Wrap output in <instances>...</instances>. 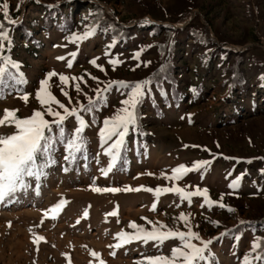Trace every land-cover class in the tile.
<instances>
[{
	"label": "rangeland",
	"instance_id": "1",
	"mask_svg": "<svg viewBox=\"0 0 264 264\" xmlns=\"http://www.w3.org/2000/svg\"><path fill=\"white\" fill-rule=\"evenodd\" d=\"M7 3L8 19L17 23L5 24L12 43L3 55L16 66L9 64L0 84V115L18 109L19 117H30L34 109L43 110L36 91L53 71L58 75L50 78L49 89L69 108L88 104L111 82L151 83L110 170L108 145L99 131L129 91L118 83L92 113H83L86 150L66 162L58 144L46 175L27 178V189L0 202V264H141L149 257H171L180 244L169 239L114 247L117 233L134 231L132 222L149 230L154 224L165 225L164 231L191 228L203 241L211 240L200 264H244L246 258L264 264L255 259L264 248L252 250L254 239H264V225L253 223L264 217V0ZM96 5L109 16L103 23L96 21ZM2 13L0 7V21H5ZM110 19L129 30L122 32ZM86 30L94 35L70 42L73 33ZM94 58L100 67L90 63ZM113 59L120 63H109ZM60 74L82 80L62 85ZM65 126L71 132L76 121L69 118ZM13 132L14 127H0L2 135ZM197 161L209 163L173 178L174 169L192 168ZM197 186L208 190L212 204L203 197L188 202L178 193H156L158 187L191 192ZM192 242L202 246L200 240Z\"/></svg>",
	"mask_w": 264,
	"mask_h": 264
},
{
	"label": "snow or ice",
	"instance_id": "2",
	"mask_svg": "<svg viewBox=\"0 0 264 264\" xmlns=\"http://www.w3.org/2000/svg\"><path fill=\"white\" fill-rule=\"evenodd\" d=\"M0 7L3 9V16L5 21H0V84L5 82L6 76H8L9 64L15 67V62H11L8 58L3 55L6 46H10L12 40L9 36V28L5 26L15 24L17 21L8 19L9 17V4L7 0H3L0 3ZM19 8V5H17ZM147 23V21H145ZM94 35L93 30H86L82 34L73 33L69 38L72 43H79ZM6 42V43H5ZM70 55H75L71 53ZM139 53L136 54L138 58ZM58 59H65L64 57H58ZM94 58L90 61L93 65L100 67L96 64ZM109 63L116 65L120 61L118 59L110 60ZM150 63V62H149ZM69 68L72 67V62L69 60L67 63ZM101 70H103L101 68ZM58 74L49 72L48 78L42 79L39 82V89L36 91V99L42 106V109H34L33 114L30 117H19L18 109H5L3 114L0 115V127H14L15 132L7 135L0 134V202H4L7 199H11L15 194L20 191L27 189L29 184L27 178H35L39 180L42 176L46 175L45 169L50 167L54 163V151L57 144H61L64 147L65 155L64 160L66 162L74 161L77 158V153H83L86 150L87 140L83 135L85 128L88 126L83 113H92L98 103L104 102V95L111 88L112 83L121 84L124 88L129 89L125 93V99L121 101V107L117 110L113 117L105 118L103 125L100 128L99 136L104 144H107L105 154L110 157L109 170L114 166L113 161L117 159V156L124 145V140L128 134L130 127L137 123V108L142 101L143 96L146 93V85L151 83L149 80L137 81L129 84L123 81L111 82L103 89L96 90L95 98H89L88 104H79L77 107L69 108L60 102L49 89L50 78L57 76ZM70 79L77 81L78 79L72 77L69 78L67 75L60 74L59 80L62 85H69ZM92 79H98L92 77ZM77 92L80 91V84H75ZM195 91V89H193ZM63 95L68 97V93L63 91ZM30 94H23L25 102L28 101ZM71 99L70 97H68ZM53 105H56L58 109L55 110ZM51 116L52 120H48L45 117ZM69 118L76 121V127L69 132L66 129L65 122ZM111 143L109 144V142ZM209 161H197L194 163L192 168H187L181 165L173 170V178L179 179L181 173H187L199 168L207 166ZM67 170V169H65ZM103 171V170H102ZM105 174H107L105 172ZM236 182L234 181L230 187H235ZM143 186H141L142 188ZM125 191L141 190L140 188L131 189L126 188ZM152 191L151 189H148ZM106 191L118 192L121 191L119 188H108ZM157 195L161 193H178L180 199L191 202L193 197H203L205 204H212L213 202L208 199V190H200L199 186L196 187L195 191H185L180 187L173 188H157ZM63 201L58 203L54 208L51 209L52 213H57ZM223 207V205H220ZM155 209V205H153ZM87 215V213H85ZM116 215V213H112ZM181 220L187 224L188 217L186 214L181 213ZM146 219V218H145ZM218 223V222H214ZM130 228L134 229L133 232L121 231L116 234L118 243L114 247H123L132 242H143L145 244L149 242L163 243L169 239H178L180 244L173 247L171 257L156 256L149 257L146 261H142L141 264H200L201 261L205 260L206 250L208 245L212 243L211 240L203 241L198 233L188 228L185 231H176L169 229L164 231L166 226L160 224L158 227L154 224L149 230L142 226H138L132 222L129 225ZM223 235V234H222ZM43 240V237H40ZM193 240H200L202 246H198L193 243ZM113 247V246H110ZM264 248V239L253 240L252 250ZM114 254V253H113ZM93 256L97 254L92 253ZM255 259L264 261V252ZM103 264V262H102ZM244 264H251V260L245 259Z\"/></svg>",
	"mask_w": 264,
	"mask_h": 264
},
{
	"label": "trees",
	"instance_id": "3",
	"mask_svg": "<svg viewBox=\"0 0 264 264\" xmlns=\"http://www.w3.org/2000/svg\"><path fill=\"white\" fill-rule=\"evenodd\" d=\"M96 7L98 8V11H97V19H96V21H100L101 23H103V21H105V19H108V17L109 16H107V15H105V13H103L102 11H101V9H100V6L99 5H96ZM47 8V7H46ZM47 9H49V8H47ZM111 20V22H112V24H113V21H112V19H110ZM109 20V21H110ZM151 25H152V27H154V28H156V27H158L159 25L158 24H156V25H154L153 23H150ZM114 26H116V28H118V29H120L122 32H126L125 30H129V29H126L124 26H122V25H117V23L115 24H113ZM153 28V29H154ZM57 146H58V144L55 146V151H54V154L56 153V148H57ZM54 161H56V159H55V157H54ZM253 223H261V224H263L264 225V217L263 218H256L254 221H253ZM234 231H240L241 229L240 228H238V227H236L235 229H233Z\"/></svg>",
	"mask_w": 264,
	"mask_h": 264
}]
</instances>
